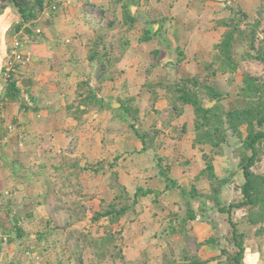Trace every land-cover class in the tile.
<instances>
[{
  "label": "crops",
  "instance_id": "1",
  "mask_svg": "<svg viewBox=\"0 0 264 264\" xmlns=\"http://www.w3.org/2000/svg\"><path fill=\"white\" fill-rule=\"evenodd\" d=\"M53 1L44 0V6ZM30 2L0 0V229L9 238L0 244V264H77L75 253L83 256V264H122L110 257L98 262L88 250L62 246L72 229L82 228L91 218L92 209L114 198L111 176L132 198L138 190H151L137 197L116 226L121 231L117 251L126 264L180 259L185 247L181 228L199 236L198 242L210 238L198 254L210 259L208 264H230L228 254L237 250L233 231L235 248L230 251L213 238V220L225 219V213L214 207L217 200L219 206L241 200L244 182L233 181L232 145L225 142L213 148L196 143L194 107L186 104L179 116L170 114L166 90L153 85L202 77L227 96V79L233 74L212 76L213 68L208 67L216 60L215 45L228 29L221 22L242 10L247 20L241 28L260 21L258 38L264 27V0H71L33 18L22 8L30 7ZM124 4L136 18L126 34L129 45L121 57L116 54L111 77L99 85L89 47L99 33H109L107 40L120 44ZM102 10L107 11L106 18ZM107 20L116 22L109 31ZM15 37L23 40L32 61L14 79L19 97L8 99L2 74ZM88 90L97 100L81 101ZM206 99L216 100L204 97L203 104ZM221 101L208 108H221ZM205 154L213 159L215 177L220 169L217 178L229 180L218 193L203 174ZM91 172L98 183H87ZM61 173L69 178L57 181ZM72 188L80 200L85 198L77 202L91 209L79 225H72L77 217L59 209L76 199ZM189 206L196 220L187 219ZM226 215L242 236L241 264H264L258 243L247 247L246 238L256 229L248 222L247 210L234 208ZM57 224L66 228H56Z\"/></svg>",
  "mask_w": 264,
  "mask_h": 264
},
{
  "label": "trees",
  "instance_id": "2",
  "mask_svg": "<svg viewBox=\"0 0 264 264\" xmlns=\"http://www.w3.org/2000/svg\"><path fill=\"white\" fill-rule=\"evenodd\" d=\"M4 2L13 3L20 0H2ZM30 7H22L24 11H30L27 16L33 18L35 15L40 14L44 10V0H30ZM122 0H117L119 3ZM123 14L122 19L119 21V26L123 30L121 36V42L118 46H115L113 40H107L109 33H99L97 40L89 47V60L91 62H97L98 76L97 81L100 85L108 77H111L113 63L116 61V57H121L129 45V40L126 34L131 31L136 22V18L131 15L127 5L122 6ZM105 10L101 11L103 17L106 18ZM236 18L222 21L221 23L228 27L224 33L222 40L215 45V61L208 64V67L213 68V72L210 73L215 76L218 72L221 73H237L240 68V64L233 61V43L239 36L244 38L249 36L250 46L252 49L256 47L258 28L260 21H256L252 24H245V28H241V25L247 20V14L242 10L237 11ZM108 18V16H107ZM113 24H116L115 20H107V30L109 31ZM264 32V30H263ZM120 33V34H121ZM122 38H124L122 40ZM146 38V37H145ZM143 38V39H145ZM148 39V38H147ZM107 40V41H106ZM256 54L251 55L252 60L263 66L264 71V36L262 41L257 44ZM117 54V55H116ZM152 55L158 57L159 52L154 51ZM243 61H247L246 55L243 56ZM109 73V74H108ZM167 92V99L171 105L170 114H176L179 116L183 112V106L191 104L195 110V128H196V143L210 144L213 148L219 147L226 142L227 132L231 130L233 134L239 138L238 150H240L239 165L244 175V183L240 187L241 200L238 202H231L227 206H219L218 200L216 206H214L221 213L231 214L234 208H244L247 210L248 222L253 225L256 230L255 234L260 236L264 235V173L255 172L253 167L258 161L261 160V155L264 153V77L259 76L251 71L243 72L241 84L237 91V97L242 101L240 107L220 112V114L212 113L214 108H204L202 99L209 97L211 100H220L223 94L218 92L212 86L207 85L202 77L182 78L175 82L161 81L158 84ZM20 90L17 87L16 82L12 81L7 86V92L5 98L17 99L19 97ZM5 100V99H3ZM97 100L96 96L92 94V91L88 90V93L83 95L81 101ZM78 112H81L78 110ZM132 119H136V114L131 115ZM245 127L246 135L241 131V127ZM134 127V125H132ZM142 134L140 137L144 140ZM206 167L203 170L212 185H215L217 192L220 188L228 183L227 180H219L215 177L213 159L205 154ZM73 175V174H71ZM74 177V175H73ZM63 178H69L64 174L57 176V181H62ZM50 177L45 176V180L49 181ZM111 187L114 190V198L111 201L103 200L101 207L98 210H91L87 205L73 200L68 207H61L59 209H66V212L72 216L77 217L74 225L78 224V221L83 220L87 215V211L91 212L90 226L89 228L76 227L72 229L66 239L64 240V249L68 250H88L95 255L98 262L106 260L108 257L113 259H119L122 264H126L125 258L121 250L117 251V241L121 235V231L116 228L122 217L126 216L127 212L134 206L138 196L151 193V190L142 191L138 190L134 198L130 196L126 188L115 178H112ZM77 190L73 192L76 193ZM193 195L195 190L192 191ZM79 193V192H78ZM49 194V188L46 193V197ZM128 204V201H131ZM58 211V208H57ZM189 213L187 219L196 220L197 215L194 210L189 206ZM177 216V214H174ZM103 221V222H102ZM102 222V223H101ZM232 225V231L235 238V247L237 250L233 254H228V260L230 264H241L244 258L245 248L241 235L237 234L235 224ZM103 228V234L99 235V228ZM56 228H66L65 225L57 224ZM94 230V232L92 231ZM181 232L184 230L181 228ZM187 240V238H185ZM210 242V238L206 240ZM71 243V244H70ZM82 246V247H80ZM227 253V250H223ZM77 264H83L84 259L81 254L75 253ZM208 259H203L201 256L191 254L186 247H184L183 253L180 259L174 257L165 258L161 264H208Z\"/></svg>",
  "mask_w": 264,
  "mask_h": 264
},
{
  "label": "rangeland",
  "instance_id": "3",
  "mask_svg": "<svg viewBox=\"0 0 264 264\" xmlns=\"http://www.w3.org/2000/svg\"><path fill=\"white\" fill-rule=\"evenodd\" d=\"M264 27L262 28V30L260 31L261 35L258 36V42L256 43V47L254 49L251 48L250 46V40H249V36L247 35L246 38H244L243 36V43L245 44V51H244V54L246 55V59H247V62L244 63L243 59L242 61L239 63L240 64V68L237 72V76L235 74L232 75V77H229V79H227V96H223L221 98V108L219 107V105H217L212 113L214 114H220V112H223V110L226 108H235V107H240L241 103L242 102L238 97H237V91H238V88H239V85L241 84V81H242V77H243V72H245L246 70L247 71H251L255 74H258L259 76H263L264 77V71H263V66L262 65H259L258 63H254V59L252 60L251 58V55H254L256 54V48H257V44H259V41L261 40L262 41V37L264 36ZM240 37V36H239ZM244 56V55H243ZM209 107L211 105H208ZM215 106V105H214ZM219 107V108H218ZM136 121L135 122H132V124L135 125ZM130 128V127H128ZM142 130V129H141ZM140 130V132H142ZM241 131L244 133V135H246V131H245V127H241ZM239 138H238V141L236 142V144L232 145V149H233V154H231V150H229V154L232 155V166H233V181L234 182H237L239 184H242L244 182V175L241 171V169H238V167L240 168V165H239V160H240V150H238V147L240 148L241 145L239 146ZM229 168L231 169V165H229ZM253 170L255 172H259V173H264V153L261 155V160L258 161L256 163V165L253 167ZM93 175V177H91L90 175H88V178L87 179V183H91V184H96L98 183V180L95 179V175L93 172H91ZM217 177L221 175V170L220 169H217ZM91 177V178H90ZM112 177L114 176H111L110 179L112 181ZM216 177V178H217ZM218 179V178H217ZM220 180V179H219ZM99 184H102V181H99ZM214 189H215V186H214ZM216 191V189H215ZM218 193V192H217ZM79 193L78 194H74L73 192V188H72V197L73 198H76L75 200L76 201H83L85 198H83L82 200L79 199ZM87 197V200L86 201H90L91 198H90V195H86ZM235 196H233L234 198ZM52 208H49V211H51ZM89 216V215H88ZM225 217L222 218L223 220L222 221H214L213 220V225L215 226V231L213 230V233H215V236L213 235V238L216 239V241H218V243H220L221 245H224V246H228L229 250L230 251H234V239H233V236H232V226L231 224L229 223V219L225 213V215L223 216ZM74 225V224H72ZM76 225H79V224H76ZM90 220L88 219L87 222H84L81 224V226H83L84 228H91V227H94V230L97 228L96 225H92L90 226ZM78 228V227H77ZM94 230H92L94 232ZM256 230V229H255ZM103 232V228L100 227L99 228V232L98 234H101ZM255 232V231H254ZM252 232H249V237L246 238V240H248L247 242V247L248 248H251L252 245L254 246H257V243H258V247L260 248V250H264V235H260L257 240L254 239L256 236H255V233ZM182 235H183V240L185 242V247H186V250H188L191 254H200V249L203 247L202 245L203 244H207L206 240L203 241V242H198V239H196L195 237H198L197 235H195L194 233H188L187 230L184 231V233L180 232ZM252 233H254V236L252 235ZM187 238V240L185 239ZM226 240H228L229 244L226 243ZM257 242V243H256ZM63 246V245H62ZM202 246V247H201ZM215 247L218 248V250H220V247L218 245H215ZM220 252V251H219ZM220 254V253H219ZM182 255V254H181ZM121 261V260H119ZM209 261H211L209 259ZM216 264H218V262H216Z\"/></svg>",
  "mask_w": 264,
  "mask_h": 264
},
{
  "label": "built area",
  "instance_id": "4",
  "mask_svg": "<svg viewBox=\"0 0 264 264\" xmlns=\"http://www.w3.org/2000/svg\"><path fill=\"white\" fill-rule=\"evenodd\" d=\"M71 0H55L51 4L44 7V12L49 9L56 11L62 4L69 3ZM39 33L40 30L38 29ZM32 61V53L25 49L24 42L19 37H15L11 42L8 50V56L3 67V80L8 85L14 81L15 77L28 67ZM8 236L0 229V244L8 242Z\"/></svg>",
  "mask_w": 264,
  "mask_h": 264
},
{
  "label": "water",
  "instance_id": "5",
  "mask_svg": "<svg viewBox=\"0 0 264 264\" xmlns=\"http://www.w3.org/2000/svg\"><path fill=\"white\" fill-rule=\"evenodd\" d=\"M16 5V1L13 2ZM24 3L26 4V1H24ZM234 47H233V61H235L236 63H240L243 59V55H244V51H245V45L243 43V39L242 37H238L234 43H233ZM217 100H213L210 101L208 99L204 100V104L203 107L204 108H208V104L210 103H216ZM238 141V136L233 134V132L231 130H228L227 132V138H226V143L230 144V145H234L236 144V142Z\"/></svg>",
  "mask_w": 264,
  "mask_h": 264
}]
</instances>
